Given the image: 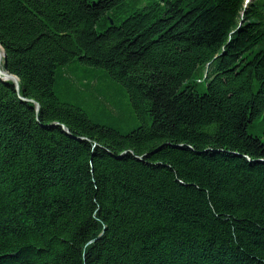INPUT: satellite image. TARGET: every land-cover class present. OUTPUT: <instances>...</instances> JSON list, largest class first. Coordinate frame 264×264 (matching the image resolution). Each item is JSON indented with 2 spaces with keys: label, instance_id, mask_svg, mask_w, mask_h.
I'll return each mask as SVG.
<instances>
[{
  "label": "trees",
  "instance_id": "1",
  "mask_svg": "<svg viewBox=\"0 0 264 264\" xmlns=\"http://www.w3.org/2000/svg\"><path fill=\"white\" fill-rule=\"evenodd\" d=\"M243 3L0 0V264H264Z\"/></svg>",
  "mask_w": 264,
  "mask_h": 264
},
{
  "label": "water",
  "instance_id": "2",
  "mask_svg": "<svg viewBox=\"0 0 264 264\" xmlns=\"http://www.w3.org/2000/svg\"><path fill=\"white\" fill-rule=\"evenodd\" d=\"M110 23H113V21L110 20ZM4 56H5V52H4L3 48H2V46L0 45V77L4 81L5 80H12V81H14V83L16 84L17 90H19L18 77L16 75L12 74V73H9L8 71L3 70L2 67H1V64H2L1 61H2V58ZM20 98L23 99V100H26L22 96H20ZM36 109L37 110L39 109V104H36ZM64 130L69 133V130L66 127H64ZM80 139H82V138H80ZM138 158H141V157H138Z\"/></svg>",
  "mask_w": 264,
  "mask_h": 264
},
{
  "label": "rangeland",
  "instance_id": "3",
  "mask_svg": "<svg viewBox=\"0 0 264 264\" xmlns=\"http://www.w3.org/2000/svg\"><path fill=\"white\" fill-rule=\"evenodd\" d=\"M111 20H112V19H111ZM112 21H113V20H112ZM4 57H5V56H4ZM4 57H3V58H4ZM3 58H2V61H3ZM2 61H1V63H2ZM263 135H264V133H263ZM263 138H264V137H263Z\"/></svg>",
  "mask_w": 264,
  "mask_h": 264
}]
</instances>
